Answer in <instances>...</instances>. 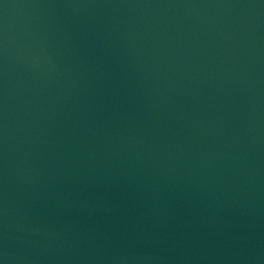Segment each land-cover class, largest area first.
Wrapping results in <instances>:
<instances>
[{
	"label": "water",
	"instance_id": "95a60500",
	"mask_svg": "<svg viewBox=\"0 0 264 264\" xmlns=\"http://www.w3.org/2000/svg\"><path fill=\"white\" fill-rule=\"evenodd\" d=\"M0 264H264V0H0Z\"/></svg>",
	"mask_w": 264,
	"mask_h": 264
}]
</instances>
